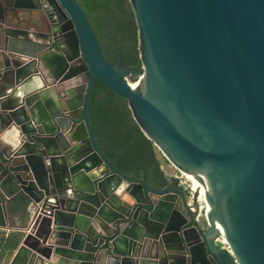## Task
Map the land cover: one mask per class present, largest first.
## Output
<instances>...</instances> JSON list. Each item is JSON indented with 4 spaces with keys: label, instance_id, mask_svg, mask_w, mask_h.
<instances>
[{
    "label": "water",
    "instance_id": "water-1",
    "mask_svg": "<svg viewBox=\"0 0 264 264\" xmlns=\"http://www.w3.org/2000/svg\"><path fill=\"white\" fill-rule=\"evenodd\" d=\"M129 2L142 71L107 59L79 0H0V227L18 199L34 219L10 264H264V0ZM97 79L191 200L177 176L156 188L107 157Z\"/></svg>",
    "mask_w": 264,
    "mask_h": 264
},
{
    "label": "trees",
    "instance_id": "trees-1",
    "mask_svg": "<svg viewBox=\"0 0 264 264\" xmlns=\"http://www.w3.org/2000/svg\"><path fill=\"white\" fill-rule=\"evenodd\" d=\"M87 2L93 9L92 13L99 12L95 19L105 33L101 34L100 29L96 32L107 59L111 63L116 61L112 53L116 47L121 62H128L129 66L142 71L138 27L129 0ZM103 93H106L104 97ZM88 112L102 148L114 165L132 178L142 179L156 188L169 184L171 178L158 157V148L141 130L126 98L97 79Z\"/></svg>",
    "mask_w": 264,
    "mask_h": 264
},
{
    "label": "crops",
    "instance_id": "crops-1",
    "mask_svg": "<svg viewBox=\"0 0 264 264\" xmlns=\"http://www.w3.org/2000/svg\"><path fill=\"white\" fill-rule=\"evenodd\" d=\"M38 76H35L34 80L39 78L42 84L43 78ZM33 81L29 84L31 88H33ZM50 94L56 98L55 91L50 92ZM167 173L173 176L175 171L171 174ZM32 218L33 214L30 213L26 201L18 199L9 206L8 225L0 227V264H10L12 262L27 234L25 228L30 227L34 220Z\"/></svg>",
    "mask_w": 264,
    "mask_h": 264
},
{
    "label": "clouds",
    "instance_id": "clouds-1",
    "mask_svg": "<svg viewBox=\"0 0 264 264\" xmlns=\"http://www.w3.org/2000/svg\"><path fill=\"white\" fill-rule=\"evenodd\" d=\"M41 86V82L39 78H36L33 81L32 87H40ZM18 95H22L23 94V90L21 89L20 92L17 93ZM2 139L6 142L11 144L14 148L18 147L21 143V138H20V133L17 130V128L14 126L11 128V130L5 132L2 136ZM127 183L122 184L120 189L118 190L119 193H124L125 188H127ZM124 199L126 200H131L132 198L130 197V195L125 194Z\"/></svg>",
    "mask_w": 264,
    "mask_h": 264
},
{
    "label": "rangeland",
    "instance_id": "rangeland-1",
    "mask_svg": "<svg viewBox=\"0 0 264 264\" xmlns=\"http://www.w3.org/2000/svg\"><path fill=\"white\" fill-rule=\"evenodd\" d=\"M79 1L82 3L84 9L86 10L87 14L91 18L92 23H93L96 31L97 30L99 31V29H100V33L104 34L105 33L104 29L102 27L99 28V23L95 19V18H97V16H99V12L98 11H94L92 13L93 9H92L91 5L87 2V0H79ZM104 41H105V38H104ZM157 151H158V157L161 159L165 170L167 172H169L170 174L173 173V171L175 169L173 164L168 159H166V157L163 155V153L159 149H157Z\"/></svg>",
    "mask_w": 264,
    "mask_h": 264
},
{
    "label": "built area",
    "instance_id": "built-area-1",
    "mask_svg": "<svg viewBox=\"0 0 264 264\" xmlns=\"http://www.w3.org/2000/svg\"><path fill=\"white\" fill-rule=\"evenodd\" d=\"M44 8L46 9V14H47V17L49 19L50 25L55 26V24L57 23L56 21H54L56 19V16L53 15L52 9L48 8L47 6H44ZM61 48H62V46H61ZM174 171H175L174 176H177L179 178L180 183L185 187V189L188 192V200H191L192 190H191V187L189 186L187 180L185 179L184 175L181 173V171L179 169L175 168Z\"/></svg>",
    "mask_w": 264,
    "mask_h": 264
},
{
    "label": "flooded vegetation",
    "instance_id": "flooded-vegetation-1",
    "mask_svg": "<svg viewBox=\"0 0 264 264\" xmlns=\"http://www.w3.org/2000/svg\"><path fill=\"white\" fill-rule=\"evenodd\" d=\"M112 53L114 55V57L116 58V61L114 63H116L118 60H117V56H119L117 53H116V47L113 48L112 50ZM120 63H125V62H121V59L119 60ZM128 63V62H127Z\"/></svg>",
    "mask_w": 264,
    "mask_h": 264
},
{
    "label": "bare ground",
    "instance_id": "bare-ground-1",
    "mask_svg": "<svg viewBox=\"0 0 264 264\" xmlns=\"http://www.w3.org/2000/svg\"><path fill=\"white\" fill-rule=\"evenodd\" d=\"M138 84H140V83H134V84H133V86L137 87V86H138Z\"/></svg>",
    "mask_w": 264,
    "mask_h": 264
}]
</instances>
